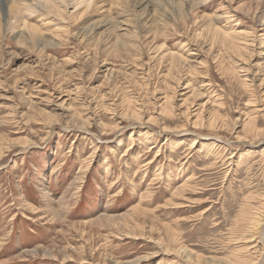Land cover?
<instances>
[{"label":"rangeland","instance_id":"1","mask_svg":"<svg viewBox=\"0 0 264 264\" xmlns=\"http://www.w3.org/2000/svg\"><path fill=\"white\" fill-rule=\"evenodd\" d=\"M140 1L121 5L127 24L137 22L132 15ZM156 1L124 50L111 40L133 28L107 26L87 40L78 32L103 15L113 26L115 10H89L69 34L63 25L48 27L52 39L58 30L68 35L40 53L18 45L17 31L0 37V264H229L250 238L251 256L264 264V136H246L242 125L253 116L264 131V21L257 20L264 18V0H193L184 22L172 5L171 12L159 9L175 0ZM164 22L170 25L162 29ZM211 27L234 36L245 31L239 39L252 53L239 64ZM165 53L185 61L181 85L176 73L165 77L167 60L159 58ZM239 66H248L249 77ZM187 96L189 106L181 107ZM185 107L187 114L203 110V119L215 112L226 125L219 132L193 128L195 118L179 114ZM76 109L90 126L72 122ZM127 109L138 110L142 121L120 119ZM160 109L174 117L159 116ZM154 117L159 121H144ZM101 124L119 130L104 133ZM183 185L184 198L174 195Z\"/></svg>","mask_w":264,"mask_h":264},{"label":"bare ground","instance_id":"2","mask_svg":"<svg viewBox=\"0 0 264 264\" xmlns=\"http://www.w3.org/2000/svg\"><path fill=\"white\" fill-rule=\"evenodd\" d=\"M177 1V2H176ZM212 1V0H211ZM226 1V0H224ZM232 1V0H231ZM202 2V1H201ZM127 4L129 5L130 4V0H0V37H6V35L9 33H15L17 31V34L16 35V38L18 39V45L20 44H27L29 45L30 49L31 50H35V49H39L38 52L40 53V51L42 52V49L45 50V48L49 45H52V42H54L56 39L58 40H61L63 37H66L68 34H69V29L67 28H70L71 25L73 26V22H76L77 20H79L80 18H83V16H85L87 14V12L90 10H92L93 12H105V14H109L110 11H113L115 10V14L114 16H116L117 18V22L111 26L109 21H110V18L109 19H106L107 21H105V18L107 17L106 15H103V19H101L100 21L94 23V24H91V25H88V26H85V24L87 23H84L80 26V28L78 27L79 29V36L82 37V39H90L91 35L93 36V34L97 31V30H102V28H105L107 26H109L108 30L111 29V28H114V30L118 31V29L120 30L123 26H127V28L129 27L130 28H133V33L132 35L128 33V31H125V30H120V33L121 31H124L126 33L122 34V35H116L114 39V42L113 40L112 43L114 44H120L122 48H120L121 50L123 49H126V46H128V42H131V40L129 39H138V36L134 35V34H138V30L140 31V28L143 27L145 24H146V21H144V18L142 16H145L144 13L146 12V15H150L151 13H153V11H151L150 8H156L158 5H160V2H157L156 0H142V2L140 1V11L139 12H136V14H133L132 16L137 18V22L132 25L130 24H127L126 22L129 20H127L126 18V15L127 14H124V13H127V9L126 8H122L121 5H125V7H127ZM229 4V3H228ZM171 5H172V9H173V16L175 15L176 17H179V19L176 17H174L176 20H182L183 19V22L185 21L184 19L186 17H189L187 16L189 13L193 12L196 8V3L193 1V0H175V1H172L171 4L169 6H166V7H161L159 8L161 12H165V11H170L171 12ZM232 5V4H231ZM234 6V5H232ZM259 7V6H258ZM133 9H135V7L133 6ZM242 9V8H240ZM256 9V8H255ZM254 9V11H255ZM258 11V9H256ZM260 10V9H259ZM215 11V10H214ZM236 11V9H235ZM261 13V12H260ZM139 14V16L137 15ZM217 13H215L216 15ZM219 14V13H218ZM226 14V13H225ZM264 15V14H263ZM110 16V15H109ZM172 16V15H171ZM214 16V15H212ZM254 16H255V13H254ZM34 18L32 21H29L30 18ZM112 17V16H111ZM123 17V18H122ZM126 17V18H125ZM215 17V16H214ZM213 17V18H214ZM261 18H258V22L260 23V25L263 24V21H264V18H262V16L260 15ZM264 17V16H263ZM118 18H121L123 20H119ZM125 18V19H124ZM128 18H129V15H128ZM197 18V16H196ZM195 18V19H196ZM172 19V17H171ZM169 19V22H171ZM109 20V21H108ZM197 20V19H196ZM204 20H206L208 22V17L205 18ZM216 20V18H215ZM44 21H46V23H43ZM112 21V20H111ZM114 21V20H113ZM173 21V20H172ZM198 21V20H197ZM31 22V23H30ZM115 22V21H114ZM130 22V21H129ZM214 22V21H213ZM39 23H43V25H37ZM60 25H63L64 26V29H66V33L68 34H64L61 36L60 32L61 31H57L55 32V34H53V39H52V36H47V32H45L44 30H49L48 27L50 26H55L56 28H59ZM130 25V26H128ZM168 24L167 22H164L162 25L161 28H165L167 27ZM172 25V23H171ZM197 25V24H196ZM211 25V24H210ZM62 26V27H63ZM147 26V25H146ZM206 26V25H205ZM214 26V25H212ZM218 26V25H216ZM54 27V28H55ZM174 27V26H173ZM210 27V26H209ZM221 28V26H219ZM226 27V26H225ZM224 27V28H225ZM124 28V27H123ZM195 28V27H194ZM203 28V27H202ZM205 28V27H204ZM212 28V27H211ZM77 29V30H78ZM158 29V28H157ZM105 30V29H104ZM106 30V31H108ZM113 30V29H112ZM203 30V29H201ZM223 30V29H222ZM15 31V32H14ZM50 31V30H49ZM48 31V32H49ZM208 31V30H207ZM226 31V30H225ZM42 32H45L46 33V36L42 33ZM77 32V33H78ZM113 32V31H112ZM210 32V31H209ZM212 32L215 33V37L216 36H219V34L222 36V42L221 44L223 43V47L226 51L227 54H229L230 57L232 58H237V59H234V60H237V62H239V64L243 63L241 60V58H246V56H244L245 54L244 53H252L250 52V50L248 51L247 49V42H246V39H239V36H243L244 32H238V34H235L237 36H234V35H230L229 33H224L223 31L221 32L219 29H217V27H213L212 28ZM73 33V32H72ZM99 33L98 35H100L101 33L100 32H97ZM107 33V32H106ZM110 33V32H109ZM118 33V32H117ZM154 33H156V31H154ZM194 33V32H193ZM232 33V32H231ZM50 34V33H49ZM48 34V35H49ZM96 34V33H95ZM104 34V33H102ZM108 34V33H107ZM153 34V32H152ZM157 34H159V31L157 32ZM203 34V33H202ZM211 34V32H210ZM218 34V35H216ZM54 35L56 37H54ZM106 35V34H105ZM110 35V34H109ZM114 35V36H115ZM205 35V34H204ZM250 35V34H249ZM96 36V35H95ZM155 36L157 35H154V37L152 38L151 41H149L148 43H150L151 47L150 49L151 50H154L155 49V46L152 44V41L155 40ZM166 36V35H165ZM206 36V35H205ZM204 36V37H205ZM101 37V35H100ZM107 37V36H106ZM112 37V36H111ZM142 37V36H141ZM195 37V36H194ZM202 37V36H200ZM94 38V37H93ZM103 38V36H102ZM140 38V37H139ZM211 38V37H210ZM217 38V37H216ZM215 38V39H216ZM243 38V37H242ZM64 39V38H63ZM147 39V38H146ZM209 39V38H208ZM221 39V38H220ZM251 39V38H250ZM250 39H247V40H250ZM95 40V39H94ZM97 40V43L95 44V46H99V38H96ZM101 40V39H100ZM142 39H140L141 41ZM212 40V39H211ZM256 40V39H255ZM111 41L109 40L110 44H111ZM138 41V40H137ZM144 41V40H143ZM196 41V40H195ZM220 41V40H219ZM264 41V40H263ZM135 42V41H134ZM139 42V41H138ZM212 42V41H211ZM218 42V41H217ZM216 42V44H217ZM251 42H252V39H251ZM154 43V42H153ZM206 43V42H205ZM208 43V42H207ZM206 43V44H207ZM109 44V45H110ZM144 44V42H142L140 45L138 46H142ZM252 44V43H251ZM254 44V43H253ZM26 45V46H27ZM149 45V46H150ZM210 45V43H209ZM213 45V44H212ZM23 46V45H22ZM106 46V45H105ZM117 45H115L116 47ZM159 45L156 46V48L158 47ZM211 46V45H210ZM217 46V45H216ZM219 46V44H218ZM24 47V46H23ZM28 47V48H29ZM44 47V48H42ZM101 47V46H100ZM163 47V46H162ZM209 47V46H208ZM249 47V46H248ZM251 48H253L252 46H250ZM255 47V45H254ZM258 47V46H257ZM109 48V47H107ZM117 48V47H116ZM159 48V47H158ZM217 48V47H215ZM214 48V49H215ZM256 48V47H255ZM208 49V48H207ZM258 49V48H257ZM260 49V48H259ZM43 50V51H44ZM156 50V49H155ZM164 50V49H163ZM162 50V51H163ZM213 50V49H212ZM211 50V51H212ZM221 50V49H220ZM262 50V49H261ZM259 50V51H261ZM105 51V50H104ZM115 51V50H114ZM198 51V50H197ZM214 51V50H213ZM223 51V50H222ZM45 52V51H44ZM159 52V51H158ZM207 52V51H206ZM221 52V51H220ZM162 53V52H161ZM164 53V52H163ZM217 53V52H216ZM225 53V52H223ZM160 54V53H159ZM197 54V53H196ZM262 54V53H261ZM158 55V54H157ZM248 55V54H247ZM255 55H258L259 54H255ZM35 56V55H34ZM46 56V55H45ZM250 55H248L249 57ZM264 56V55H263ZM41 57V56H40ZM211 57V56H210ZM218 57V55L216 56ZM224 57V56H221V58ZM247 57V58H248ZM160 61L162 60H167V75L165 77H169V78H172L174 79V73H176V77H178V81H176V83H180L181 85V80L183 81V79H181L182 77L184 78V76H180L179 75H182L183 73V70H182V64L183 62H185L181 57L175 55V54H171V53H165L163 55H160L159 57ZM188 58V57H187ZM200 58V57H199ZM206 58V57H205ZM220 58V57H219ZM240 58V59H239ZM190 59V58H189ZM198 59V58H197ZM212 59H215V58H212ZM252 59V58H251ZM260 59V58H258ZM186 60V59H185ZM205 60V59H203ZM221 60V59H219ZM189 61V60H188ZM244 61V60H243ZM249 61V60H248ZM263 61V60H262ZM194 62V61H193ZM218 62V61H216ZM221 63V61H219ZM218 62V64H219ZM162 63V62H160ZM188 63V62H187ZM224 63V62H223ZM245 63V62H244ZM254 63V62H253ZM256 63V62H255ZM196 64V63H195ZM205 64V63H203ZM249 64V63H247ZM165 65V64H164ZM182 65V66H181ZM185 66V65H184ZM187 66H190V65H187ZM195 66V65H194ZM192 66V67H194ZM237 66V65H236ZM241 66V65H240ZM239 66V67H240ZM256 66H262L261 64H254V67ZM196 67V66H195ZM194 67V68H195ZM248 67V66H247ZM247 67H240V71L241 72H244L245 76L244 78H247L248 76V71H250V69H248ZM191 68V67H190ZM228 68V67H227ZM249 68H252L249 66ZM264 68V63H263V67L260 68L261 70H263ZM186 69V68H185ZM189 69V67H188ZM187 69V71H188ZM239 69V68H238ZM194 69L192 68V71ZM198 70V69H196ZM259 70V69H258ZM191 71V70H190ZM195 71V70H194ZM199 71V70H198ZM227 71V69H226ZM231 71V70H230ZM239 71V70H238ZM189 72V71H188ZM229 72V70H228ZM111 73V72H110ZM185 73H186V70H185ZM235 73V72H234ZM233 73V75H234ZM254 73V72H253ZM187 74V73H186ZM186 74H184L186 76ZM237 74V73H235ZM256 74V73H254ZM240 75V74H239ZM238 76V75H237ZM187 77V76H186ZM230 77V76H229ZM249 77V76H248ZM254 77V76H253ZM244 80V79H243ZM187 81V80H186ZM248 81V80H247ZM244 82V81H243ZM251 82V81H250ZM249 82V83H250ZM178 83V84H179ZM185 82H183L182 84H184ZM177 84V85H178ZM189 84V83H188ZM186 83V86L184 89L187 88V85ZM246 85V84H245ZM250 85V84H249ZM252 85V83H251ZM250 85V86H251ZM180 87V86H179ZM249 87V86H248ZM13 88V87H12ZM192 89V88H190ZM24 90V89H23ZM22 90V91H23ZM192 91H190V94L191 96H197L195 95V93H191ZM197 94V93H196ZM201 94V93H200ZM186 95V94H183V96ZM71 96H73V100L74 101H79L80 100V94L78 92H75V94H71ZM200 96V95H198ZM190 97V96H189ZM187 96V98H184L183 100H181V104L180 106L182 107V105H184L186 103V101L188 100L189 98ZM63 99V98H62ZM133 99V98H132ZM163 103L162 102H159L162 103V104H169V102L171 101V97H167V98H161ZM160 99V100H161ZM64 100V99H63ZM57 102V101H56ZM60 102V101H58ZM208 102V101H206ZM205 102V103H206ZM61 103V102H60ZM161 104V105H162ZM190 104V103H189ZM211 104V103H210ZM66 105V104H65ZM185 105H188L185 104ZM205 105V104H203ZM163 106V105H162ZM170 106V105H169ZM189 106V105H188ZM213 106V105H212ZM211 106V107H212ZM191 107V106H190ZM216 107V106H215ZM158 108H162V107H158ZM68 109V108H67ZM163 109V108H162ZM160 109L159 111V116L162 117V115L164 116H167L168 119L169 118H173L174 115L171 114V112H165L164 110ZM184 111L181 113H179L181 116L182 115H186L188 108H183ZM256 109V108H255ZM72 110V109H71ZM168 110V109H167ZM201 110V109H200ZM218 109H216L217 111ZM70 111V109H69ZM74 113H73V120L72 122L76 120H79L80 119V113L78 109L76 110H73ZM199 109H195V110H191L187 115L188 116H192L193 117V122H192V125H193V128H197V129H207V130H212V131H215V132H219L220 129H222L223 127H225V122H223L222 120H220L218 117V115L214 114L212 112V114H210L209 112V116L205 119L202 118V111H199ZM215 111V110H214ZM42 112V111H41ZM108 113H113V115L116 114V111L115 109H108L107 110ZM126 113L128 115H124V113H122V116L120 119H127V118H130L131 120H135V121H139L141 122L142 119H143V116L142 114L138 111V110H129L127 109L126 110ZM217 113V112H216ZM72 114V113H71ZM180 116V117H181ZM187 116V117H188ZM252 116V115H251ZM249 115V117H251ZM204 117V116H203ZM72 119V117H71ZM154 119H158L157 117H154V118H148V120H144V121H153L154 122ZM48 120H51V119H48ZM119 120V119H118ZM188 120V119H187ZM186 120V121H187ZM245 122H243V131L245 133L246 136L250 135V136H253L254 138H259L261 136H264V131L263 130H259L254 122H255V118L252 116L251 118L247 119V117L244 119ZM243 120V121H244ZM81 122H83V125H88L90 126V122L89 121H85V120H81ZM159 121V119H158ZM190 121V120H189ZM188 121V122H189ZM237 121V120H236ZM238 123V122H237ZM239 124V123H238ZM240 125V124H239ZM49 126V125H48ZM101 126L103 127V132H112L113 130H117L118 128V125H113V126H108L106 127L107 125L105 124H101ZM230 128L228 129H231L232 132H234V134H236V127L234 125L232 126H228ZM227 128V127H226ZM238 128V127H237ZM242 128V127H241ZM119 130V129H118ZM88 131V130H87ZM166 132V131H165ZM164 132V133H165ZM169 133V132H168ZM245 136L244 137H238L237 136V140L240 142L242 140L243 142V139L245 140ZM252 138V139H254ZM249 139H247L248 141ZM260 140V139H259ZM197 140L193 139L191 140V145L189 147H193L194 145H196V142ZM251 141V140H250ZM253 141V140H252ZM27 141L26 140H23L22 139V144L25 145ZM29 143V142H28ZM253 143V142H251ZM18 144V143H17ZM189 144V143H188ZM246 144V143H245ZM254 144V143H253ZM20 145V144H19ZM251 145V144H250ZM1 146V145H0ZM25 147V146H24ZM214 147V146H213ZM2 148V147H1ZM0 148V149H1ZM194 148V147H193ZM196 148V147H195ZM194 148V149H195ZM211 148V147H210ZM211 150V149H210ZM190 151V150H189ZM0 154H1V150H0ZM232 155V154H231ZM239 156V155H238ZM220 157V156H218ZM242 162V161H241ZM229 163V162H228ZM237 163V162H236ZM234 164V163H233ZM82 171V170H81ZM188 187L186 186H182L181 189H177L178 191L176 192V194L174 193V195L176 196H182L185 192V190H187ZM190 189V188H189ZM188 191V190H187ZM186 191V192H187ZM174 197V196H173ZM175 198V197H174ZM182 198H184L182 196ZM142 199V198H141ZM140 207V206H139ZM141 209V208H140ZM139 209H134L133 211H138ZM261 213L263 212L262 210H260ZM146 212H143L140 210V214L141 216H144ZM263 214V213H262ZM57 216V215H56ZM138 217V216H137ZM134 220V219H133ZM255 220V218L253 219ZM129 221H124L123 222V226L127 227V223ZM258 223V222H257ZM256 223V225H258ZM253 225V224H252ZM251 225V226H252ZM164 226V225H163ZM264 226V225H263ZM137 228V230H140L142 228H139V225L138 226H134ZM166 227V226H165ZM169 230V229H168ZM264 232V231H263ZM171 234V233H170ZM260 234V233H259ZM130 235V234H127V236ZM131 237L132 236H136V233H132L130 235ZM261 236V235H260ZM170 237V236H169ZM167 238H168V235H167ZM177 239V238H176ZM251 239V238H250ZM249 239L248 243L246 242L245 244H248V246L246 245V247L244 246L243 247H239L237 250H235V254L234 257L238 259V261H229V264H258V259L261 258H253L250 254V247H249V244L251 243V240ZM171 240V238H170ZM169 240V241H170ZM240 240V239H239ZM246 240V239H245ZM172 241V240H171ZM241 241V240H240ZM237 242L238 243H241V242ZM253 242V241H252ZM176 243V242H175ZM178 243V242H177ZM168 244V243H167ZM171 244V243H170ZM174 245V241L172 243ZM164 245V244H163ZM244 245V244H243ZM169 246V245H168ZM254 247V246H253ZM40 251V250H39ZM64 254V253H63ZM35 255V253H34ZM263 254H261L260 256H262ZM192 256V255H191ZM67 257V256H65ZM196 257V256H195ZM202 257V256H201ZM70 258V257H69ZM194 258V257H193ZM196 259V258H195ZM193 259L194 261H197ZM198 259V258H197ZM201 259V258H200ZM203 259V258H202ZM201 259V260H202ZM264 259V258H263ZM243 262H241V261ZM81 264H84L81 263ZM196 264V263H194ZM205 264H221V262H216V261H207Z\"/></svg>","mask_w":264,"mask_h":264}]
</instances>
